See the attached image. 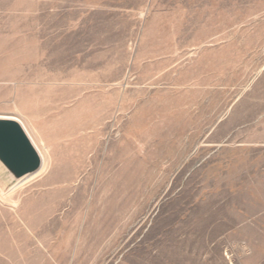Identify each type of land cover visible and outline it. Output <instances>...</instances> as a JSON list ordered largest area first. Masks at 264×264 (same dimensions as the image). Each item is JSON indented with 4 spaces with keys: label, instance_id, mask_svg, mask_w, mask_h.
I'll use <instances>...</instances> for the list:
<instances>
[{
    "label": "rangeland",
    "instance_id": "rangeland-1",
    "mask_svg": "<svg viewBox=\"0 0 264 264\" xmlns=\"http://www.w3.org/2000/svg\"><path fill=\"white\" fill-rule=\"evenodd\" d=\"M0 116V264H264V0H0Z\"/></svg>",
    "mask_w": 264,
    "mask_h": 264
},
{
    "label": "water",
    "instance_id": "water-1",
    "mask_svg": "<svg viewBox=\"0 0 264 264\" xmlns=\"http://www.w3.org/2000/svg\"><path fill=\"white\" fill-rule=\"evenodd\" d=\"M41 159L21 124L14 118L0 116V167L12 182L35 173Z\"/></svg>",
    "mask_w": 264,
    "mask_h": 264
},
{
    "label": "bare ground",
    "instance_id": "bare-ground-1",
    "mask_svg": "<svg viewBox=\"0 0 264 264\" xmlns=\"http://www.w3.org/2000/svg\"><path fill=\"white\" fill-rule=\"evenodd\" d=\"M17 121L19 122V120H17ZM21 126H22V124H21ZM58 127H60L59 129H57V136H58V138H63L64 137V134L71 133L74 130V128H73L74 126L72 125L71 122L62 123ZM22 128L24 129L26 135L28 136L29 140L31 141L33 147L35 148V150L37 151V153H38V155H39V157L41 159V165H40L39 169L35 173H33L32 175H30L27 178H25V179H28L30 177L31 178L34 177L35 175L41 173L42 171H44L46 169V167H47V159L49 160L50 153L46 154L45 145L44 144L39 145L36 142V140L31 136V134L28 132V130H25L26 128H24L23 126H22ZM70 146H71L70 143L63 144L61 146L62 147V151L61 152H63V153L64 152L65 153L68 152L71 149V148H69ZM113 166L114 165L112 163L109 167L112 168ZM25 179H23V180H25ZM23 180H21V181H23ZM13 205H14V203H13Z\"/></svg>",
    "mask_w": 264,
    "mask_h": 264
}]
</instances>
